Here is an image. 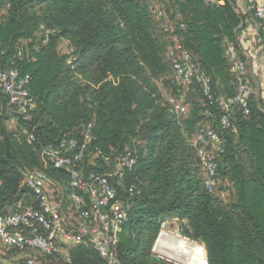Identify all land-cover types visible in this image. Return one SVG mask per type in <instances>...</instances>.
I'll return each instance as SVG.
<instances>
[{
    "label": "trees",
    "instance_id": "obj_1",
    "mask_svg": "<svg viewBox=\"0 0 264 264\" xmlns=\"http://www.w3.org/2000/svg\"><path fill=\"white\" fill-rule=\"evenodd\" d=\"M222 1L9 0L4 8L0 0V71L28 77L35 103L23 120L0 92V215L29 197L20 187L24 170L43 169L69 193L67 174L42 168L41 151L63 138L81 146L88 133L84 174H105L126 153L136 158L115 182L118 199L129 205L119 264H158L153 248L161 226L174 220L183 237L204 247L207 264H264V112L251 96L248 116L235 108L232 128L220 126L218 100L235 95L226 50L237 46L244 23L237 3ZM41 27L54 31L46 43ZM175 43L211 88L209 100L193 77L186 115L166 100L175 92L166 51ZM13 117L17 131L6 126ZM206 121L224 148L214 194L190 146ZM224 190L229 201L217 195ZM70 258L107 264L90 247L72 248Z\"/></svg>",
    "mask_w": 264,
    "mask_h": 264
},
{
    "label": "built area",
    "instance_id": "obj_2",
    "mask_svg": "<svg viewBox=\"0 0 264 264\" xmlns=\"http://www.w3.org/2000/svg\"><path fill=\"white\" fill-rule=\"evenodd\" d=\"M8 1L4 0V8L8 7ZM232 1L246 3L264 32L263 6L257 5L255 0ZM161 16L158 14V17ZM164 31L168 32V29ZM53 33L44 27L40 28L44 43ZM226 56L229 71L235 79V95L229 100H218L223 130L232 128L233 109L239 108L243 115H249L252 96L247 63L238 47L229 45ZM166 58L171 63L175 86V92L169 94L166 100L174 113H186L187 90L193 77L200 83L204 96L211 99L209 79L197 72L186 50L175 43L167 49ZM28 84L29 78L21 77L15 70L0 71V92L8 100V107L23 120H28L29 113L35 107ZM23 134L29 141L35 140L28 131L24 130ZM88 142L89 135L86 133L81 146L73 138H63L57 145H49L41 151V158L46 165L67 174L69 193L43 169L23 171L20 187L29 191V197L21 200L15 211L0 215V247L26 253L24 264H71L70 250L79 246L93 248L107 264H119L118 245L122 227L128 218L129 205L118 199L115 182L121 181L135 167L136 158L126 153L105 174H84L82 164ZM190 146L200 162L203 185L209 193L214 194L219 184V163L224 154L222 137L206 121L196 130ZM134 189L131 187L129 192L132 193ZM170 238L184 241L186 248L195 245L193 250L198 249L196 255L200 259L199 264H207L204 247L183 237L177 230L169 231L167 223L161 226L152 251L158 264H164L165 261L172 263L157 251L158 244H167ZM171 248L176 250L179 246L171 244Z\"/></svg>",
    "mask_w": 264,
    "mask_h": 264
},
{
    "label": "crops",
    "instance_id": "obj_3",
    "mask_svg": "<svg viewBox=\"0 0 264 264\" xmlns=\"http://www.w3.org/2000/svg\"><path fill=\"white\" fill-rule=\"evenodd\" d=\"M217 1L223 3L222 0ZM255 1L257 5L264 7V0ZM238 9L244 16V23L237 32V47L247 63L252 100L264 112V32L259 28L256 18L248 10L246 3H239ZM14 121L16 122V118L13 117L9 123ZM173 227H178L176 220L167 223L169 231ZM26 255L24 252L0 247V264H24Z\"/></svg>",
    "mask_w": 264,
    "mask_h": 264
},
{
    "label": "rangeland",
    "instance_id": "obj_4",
    "mask_svg": "<svg viewBox=\"0 0 264 264\" xmlns=\"http://www.w3.org/2000/svg\"><path fill=\"white\" fill-rule=\"evenodd\" d=\"M66 50H67L66 45L62 44L60 46V51L65 52ZM188 109H189V105H186L185 115L187 114ZM6 126L10 131H17L15 121L13 123H9V121H6ZM40 160H41L40 162H41L42 168H45L46 163L43 160V158H41V156H40ZM220 184H221V182L219 181V185ZM223 186H225V185H223ZM65 189L66 188H64V190ZM217 195L220 196L225 201H229L231 199L230 191H226V190H224L223 192L217 191ZM176 230L181 234L178 227L177 228L173 227L171 229V231H176ZM160 244H161V247L158 248L157 251H159V253L165 257V259L167 258V260H170L174 264H199V262H200V259L196 255L198 249H195V251L193 250L194 247H196L195 245H192V246L186 248L187 244L184 241L178 240V239L175 240V239H171V238L167 239V244H162V243H160ZM171 244L178 245L179 248L174 250L171 248ZM192 250H193V252H192ZM190 257H191V259H190ZM172 263H169L167 261L164 262V264H172Z\"/></svg>",
    "mask_w": 264,
    "mask_h": 264
},
{
    "label": "bare ground",
    "instance_id": "obj_5",
    "mask_svg": "<svg viewBox=\"0 0 264 264\" xmlns=\"http://www.w3.org/2000/svg\"><path fill=\"white\" fill-rule=\"evenodd\" d=\"M161 247V245L160 244H158V248H160Z\"/></svg>",
    "mask_w": 264,
    "mask_h": 264
}]
</instances>
